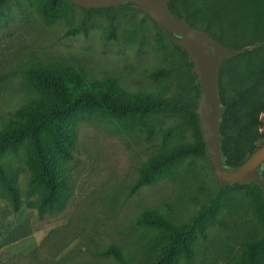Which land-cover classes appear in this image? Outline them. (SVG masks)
Segmentation results:
<instances>
[{"label":"rangeland","instance_id":"rangeland-1","mask_svg":"<svg viewBox=\"0 0 264 264\" xmlns=\"http://www.w3.org/2000/svg\"><path fill=\"white\" fill-rule=\"evenodd\" d=\"M247 1L205 0L202 7L213 25L225 26ZM42 2L7 0L0 8V131L19 119L20 109L35 96L27 72L34 67L79 66L88 78H114L131 92L171 101L189 102L197 95L200 84L189 54L136 4L92 12L68 0L56 18L46 19L39 14ZM217 7L221 16L212 12ZM258 17L257 25L264 21ZM226 33L238 49L220 75L224 92L241 88L247 108L264 104V36L247 44ZM237 64L247 65L239 84ZM188 119L186 106L146 117L86 116L78 123L74 158L67 164L69 198L61 209L46 212L39 211L24 157L8 153L7 172L17 181L20 205L14 208L0 181V264H149L167 236L142 221L145 210L190 226L210 207L192 257L178 264H234L263 224L246 190L229 187L214 203L219 183L208 154L187 156L169 175L133 189L151 156L193 140ZM259 119L264 121V110ZM113 245L120 257L106 252Z\"/></svg>","mask_w":264,"mask_h":264},{"label":"trees","instance_id":"trees-1","mask_svg":"<svg viewBox=\"0 0 264 264\" xmlns=\"http://www.w3.org/2000/svg\"><path fill=\"white\" fill-rule=\"evenodd\" d=\"M6 1L0 0V8ZM64 1L68 2L43 0L39 7L40 16L46 19L56 18ZM261 2L262 0H248L241 13L228 16L229 22L225 26L221 21H218V25L212 24L211 16L202 7L205 0H170L169 4L173 13L186 17L192 25L201 26L216 41H218L216 38H219L228 48L236 51L237 41L232 36L229 37L226 31L232 33L234 37L237 35L242 37L247 44L264 36L262 32L264 21L258 25L255 23L257 14L260 15L261 18L258 17L260 20L264 19L263 5L259 7ZM211 4H217V0H211ZM105 9L115 8L90 11L98 12ZM212 12L215 16L222 14L219 7ZM159 29L165 33L160 27ZM177 46L189 54L178 43ZM250 53V50L244 51L247 62L251 60ZM235 58L236 54L222 59L220 75L226 63ZM191 64L194 66L192 61ZM246 67L245 64H237L236 68H233L235 73L239 74L238 84L241 83ZM27 72L35 96L20 109V118L0 131V181L15 209L20 205V191L14 176L7 172L4 157L8 153L24 157L30 184L39 193L40 212L61 209L69 198L67 164L74 158L78 142V123L94 113H108L116 118L146 117L170 107L189 108L188 122L193 130V140L151 156L142 167L133 189L169 175L177 163L187 156L207 154L196 112L201 86L197 95L189 102H181L171 101L163 96L131 92L114 78H88L79 66L34 67ZM243 92L241 88L233 87V91L226 94L220 78L219 94L224 109L220 128L223 136L222 157L226 167H235L243 163L259 145L264 143V130H260L261 126L264 127V121L259 119L264 104L255 103L247 108L248 98L243 96ZM260 176L264 178V164ZM229 187L246 190L247 195L253 200V214L263 224V232L245 241L240 257L234 264H264V197L261 185L257 182L231 183L218 192L214 203L219 204L222 194ZM209 209L212 208L197 216L190 226H179L157 212L145 210L141 217L142 221L163 230L167 236L149 264H178L181 259L189 260L193 255L195 237L204 232L203 223ZM106 252L120 257V252L114 245L107 248Z\"/></svg>","mask_w":264,"mask_h":264},{"label":"water","instance_id":"water-1","mask_svg":"<svg viewBox=\"0 0 264 264\" xmlns=\"http://www.w3.org/2000/svg\"><path fill=\"white\" fill-rule=\"evenodd\" d=\"M85 9L119 7L132 2L143 9L152 20L182 49L190 54L194 71L201 86L196 112L204 136L206 151L218 178L219 191L231 183L257 182L264 197V178L260 171L264 164V143L235 167H226L222 157L221 117L223 106L219 94L220 67L223 58L236 54L235 50L216 41L207 30L192 25L186 17L172 12L170 0H69Z\"/></svg>","mask_w":264,"mask_h":264}]
</instances>
